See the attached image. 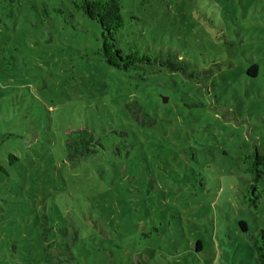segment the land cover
Listing matches in <instances>:
<instances>
[{
  "label": "rangeland",
  "instance_id": "rangeland-1",
  "mask_svg": "<svg viewBox=\"0 0 264 264\" xmlns=\"http://www.w3.org/2000/svg\"><path fill=\"white\" fill-rule=\"evenodd\" d=\"M73 1L0 0V264H257L264 0H120L117 45L176 71L108 66Z\"/></svg>",
  "mask_w": 264,
  "mask_h": 264
},
{
  "label": "trees",
  "instance_id": "trees-1",
  "mask_svg": "<svg viewBox=\"0 0 264 264\" xmlns=\"http://www.w3.org/2000/svg\"><path fill=\"white\" fill-rule=\"evenodd\" d=\"M73 7L82 16L98 24L100 29L99 54L108 66L120 70L139 71L158 63L160 66L167 68V70L176 71L186 65L182 59L172 63L169 59L171 55L161 60L142 50L136 44H129L125 49L120 48L117 45L118 36L124 25L120 0H74ZM254 67L252 65L249 70ZM132 113L135 118H140V124L149 127L152 125V120L148 119L149 117L146 116L139 105H137V108ZM68 137L67 154L74 161L86 158L95 152L94 147L98 143L90 131L80 129L70 132ZM244 158L248 163L247 169L253 175V183L249 186V190H252L253 193L250 201L254 203V200L258 197L255 194V183H257L258 179L264 178V149L258 150L254 148ZM7 160L12 165L18 159L12 154H8ZM0 172H2V165H0ZM239 225L242 230H245L244 223L240 222ZM252 248L255 262L257 264H264V229H258L252 237Z\"/></svg>",
  "mask_w": 264,
  "mask_h": 264
}]
</instances>
